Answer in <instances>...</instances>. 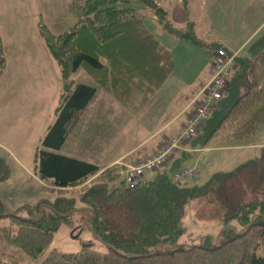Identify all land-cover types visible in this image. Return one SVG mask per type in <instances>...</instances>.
I'll use <instances>...</instances> for the list:
<instances>
[{
	"label": "trees",
	"instance_id": "obj_1",
	"mask_svg": "<svg viewBox=\"0 0 264 264\" xmlns=\"http://www.w3.org/2000/svg\"><path fill=\"white\" fill-rule=\"evenodd\" d=\"M139 1L168 33L210 48L194 32L192 20L183 25L171 21L163 0ZM130 2L74 0L70 6L76 22L69 30L54 35L40 26L44 44L60 66L62 93L55 120L34 149V175L56 188L51 191L54 199L45 198L44 207L27 205L29 216L0 203V218L17 224L8 238L24 254L40 257L61 222L72 221V213L78 212L82 221L77 227L88 228L106 251L94 249L90 240L77 252L52 249L40 264H264V146L259 156L232 170L214 172L202 183L191 180L198 173L196 164L183 165L192 150L204 151L212 141L226 145L242 139L264 121V32L248 45L247 54L237 56L226 93L183 142L185 149L177 151L167 167L147 171V180L139 186H124L119 165L101 171L94 163L60 153L69 127L96 93L95 85L72 78L80 67L123 102H127L123 96L142 94L141 107L173 71L170 49ZM181 2L184 13L188 12L189 0ZM2 47L0 41V73L5 63ZM103 70H110L120 85L110 89ZM184 168H194L195 173L175 180L174 174ZM8 176V167L0 159V181ZM79 185L83 188L76 195L67 194ZM193 203L217 205L221 218L217 239L209 233L198 243L181 241L186 209Z\"/></svg>",
	"mask_w": 264,
	"mask_h": 264
},
{
	"label": "rangeland",
	"instance_id": "obj_2",
	"mask_svg": "<svg viewBox=\"0 0 264 264\" xmlns=\"http://www.w3.org/2000/svg\"><path fill=\"white\" fill-rule=\"evenodd\" d=\"M19 2L21 6L25 5V8L28 4V9L26 8V10L28 11V15L35 22L36 30L33 32L31 39L37 42L40 41L42 44H44V39L40 33L41 25H45L52 34L57 35L69 30L76 22L75 15L72 12L73 7L70 6L71 3L72 5L74 4V0H0V10L3 9L7 11L8 5L10 8H12V6L17 7ZM162 3L169 9L171 21L175 22L177 25H183L185 23L186 15H183L181 0H163ZM130 5L137 10L138 16L141 15L144 17L145 25L155 34L160 43L170 48L174 62L173 71L159 87L158 92H156L153 98L146 100V106L141 107L145 97L140 93H135L131 97L123 96L127 101L123 102V106L125 107L116 108L114 103L110 104L108 102L110 98L106 95L110 94L114 96L112 91L108 90L107 92L104 90L102 86L85 71L86 69L80 67L72 75V78L75 82L95 85L97 87L96 93L88 107L84 112L80 113L69 127L70 130L65 143L60 150V153L96 164L101 168V171L102 169L115 168L119 165V169L120 171L122 170L123 175L127 164H134L136 161L146 157L144 153L150 149V144H144L150 140V138L147 139L141 147L137 148V151L126 155L128 158H122L118 160V162L115 161L103 168L102 166L108 160L119 157L157 131L167 120L171 119L183 106L186 100L192 96L184 111V115L176 120V124H180L177 132L168 134L165 131L160 135L167 136H156L159 131L162 130L161 129L151 136H156V141L162 140L160 148L169 145L171 139L182 133L184 127L198 110L200 104L209 99L211 95L209 92V84L213 80V75L219 73V78L224 81V87L220 91L221 96L211 102L210 105H212L211 108L213 109L217 101L226 93L228 78L236 67L237 56L247 54L248 45L264 32V0H189L190 17L193 22H196V25H194V32L196 31V34L201 37L206 44L210 45V48H208V46L191 44L190 41L180 39L168 33V31L164 30V28L157 23L155 15H152L148 10H144V6L139 0H131ZM177 5H181V10H178L180 11L178 19L171 15V9L174 7L176 10ZM0 23L7 27L6 21L3 20L2 15H0ZM195 27L197 28L195 29ZM255 28H257V30L254 34L250 38H247ZM207 35H211V37ZM213 38L223 40L224 45L231 43L233 40V45L237 46L234 48L230 47L229 49L225 46H221L220 49L227 55H220L217 57V67V52L211 45ZM0 41L2 44V40ZM240 45L241 48L236 50ZM44 47L52 59L51 65L48 66H50L51 70V66L54 67L55 65L56 67L59 79L58 98H61L62 81L60 66L48 51L45 44ZM2 48L5 51V48ZM37 49L38 48H35V50ZM100 59L103 63H106L102 57ZM4 60L5 63L0 77L6 67V55L4 56ZM210 63L212 68L210 71V78L205 84H200L202 77L208 72ZM202 68H205V71L200 73ZM107 71L103 70L107 77V85L110 89H114L120 84H116L115 76L111 74L110 70ZM44 74L46 73L44 72ZM99 75L101 76L102 74ZM47 81H51L52 86H57V76L55 74H50L48 77L45 76L42 80V85ZM18 82L29 86V82L24 80L17 81L15 84L12 83L11 86L23 87V85H19ZM262 82L264 84V79ZM205 86L208 88L203 90ZM213 87L215 88V85ZM132 89L134 90V88ZM9 97L10 96L7 98ZM13 98L14 96L10 97V99ZM9 102L13 106V119L21 117L23 115V109L17 105L16 107L18 108H16L13 102ZM59 104L60 100L53 103L50 113V119L52 121L50 125L55 120L54 113ZM45 114L46 108L43 105L36 110V118L32 119L29 123H33V127H37L39 120L42 119ZM45 118L46 117H44V119ZM184 118L186 120H184ZM26 125L27 123L24 126L25 129ZM4 128L6 131L8 130V128ZM21 130H23V128H21ZM47 130L48 129H45L42 134L40 143ZM186 140L187 139L183 140L179 147L173 148L172 153L164 162V167L169 165V159L177 151L185 149L183 142ZM240 141L246 144L264 143V121L258 124L252 134L234 142ZM1 142L3 143V139H1ZM234 142L231 141L226 145L229 144L233 146V144H235ZM3 144H5L6 147L2 145L3 148H0V159H3L6 163L9 176L7 179L0 181V203L4 204V206L12 212L29 216V214H27V205L34 206L41 203L42 207H44V200L48 198L49 200L54 199V195L51 194V191L56 187L52 185L51 181H41L34 175L35 166L33 157L35 152L33 153V150L35 146L36 148L39 146V143L35 141V144L25 145L27 147L23 153L25 156H19L17 152L14 151L12 145L5 142ZM217 145L216 142L212 141L208 146L209 148L204 152L192 150V157L183 162V165L196 164V166H198V173L191 178L192 181L202 183L214 172L232 170L238 164L246 161V156L254 158L259 156L261 152V147L243 150L242 148H221ZM4 147H8L10 150L6 151ZM158 150L159 149H157L156 152ZM156 152L154 151L152 154ZM94 177L95 176L90 177L87 182L89 183ZM81 186L70 188L67 194L76 195L83 188V186ZM77 204L80 205L79 203ZM81 221L82 219H80L78 212L72 213V221H68L70 224L65 221L61 222V226L55 232L52 242L48 245V248L43 254L40 257L31 258L20 251V248L15 246L8 238L10 233L12 234L15 232L17 224L10 221L8 217L0 218V264H40L52 249L61 252H77L81 249L83 242H88L90 240L94 243V249L105 252L106 247L93 238L88 228L81 226V229H79L77 227ZM219 221H221L220 210L216 204H206L205 206H203V203L191 204V206H188L186 209V216L183 219L186 233L181 237V241L186 243H198L205 236H209L207 235L209 233L212 234L210 237L217 239L216 231L219 226L217 225Z\"/></svg>",
	"mask_w": 264,
	"mask_h": 264
},
{
	"label": "crops",
	"instance_id": "obj_3",
	"mask_svg": "<svg viewBox=\"0 0 264 264\" xmlns=\"http://www.w3.org/2000/svg\"><path fill=\"white\" fill-rule=\"evenodd\" d=\"M27 5L26 8L28 9ZM176 7V10L174 9V7L171 9V15L175 16L178 19V17L180 16V11L178 10H181V5H177ZM187 7H189L188 4ZM7 8V11H4L3 9L0 10V15L3 16V20L6 21L7 25L6 27L0 23V36L3 44L2 46L5 48L4 56L6 55V67L0 77V148H3L2 145L5 146V144H3L5 142L7 144L12 145L14 147V151L17 152L19 156H25L23 153L27 148L26 146L32 143L35 144V141L37 143H40L42 134L52 122L50 119V113L53 107V103L60 100V97L58 98L59 79L55 65L54 67L51 66L52 70L50 69V66H48L51 65L52 59L49 53L46 51L44 44H42L40 41L37 42L31 39V37L33 36V32L36 30L35 22L28 15V11L26 10L25 5L21 6V3L19 2L17 7L12 6V8H10L8 5ZM183 15H186L185 19L192 20V18L190 17V8L189 11L185 13L183 10ZM194 25H196V22H194ZM196 28L197 27H195V29ZM257 28H255V30H253L250 35L247 36V38H250L257 30ZM207 36L211 37V35ZM212 42H220L222 46H225L227 49H229L230 47H237L233 45V40L231 41V43H227L225 45L223 44V40H220L219 38H213ZM241 45L236 48V50L240 49ZM35 48L38 49L35 50ZM211 69L212 68L210 63L208 72L204 74L200 84L207 82V80L210 78ZM204 71L205 68H202L200 70V73H203ZM44 72L46 74H44ZM50 74H55L57 76V86H52L51 81H47L45 82V84L42 85L43 78L45 76L48 77ZM20 80L28 81L29 86L23 85L20 82H18L19 85H23V87L11 86L12 83L15 84L17 81ZM158 90L156 92H158ZM156 92L151 96V99L156 94ZM106 95L110 98L108 102L110 104L114 103L116 105V108L125 107L123 106V101L118 99L115 95ZM8 96H14V98H7ZM190 98L187 99L183 106L178 110V112L171 119L167 120V122L164 123L157 131L152 133L149 137H147L142 142L138 143L125 153L121 154L119 157L115 159L113 158L105 162L102 168L108 166L110 163H113L115 161L118 162V160H121L122 158H124V156L129 155L134 151H137L136 149L141 147V145H143V143L149 138L150 140H148L144 145L150 144V149L146 151L144 155L150 156V154H152L154 151L156 152V150L160 148L162 140L156 141L155 137L165 131L168 134H172L179 130L180 124H176V120L184 115V111L186 110ZM9 101L13 102L15 107L17 105L18 107L23 109V115L21 117L13 119V106ZM43 105L46 108V114L44 116L46 118L44 119L43 117L42 119H40L38 126L33 127V123L29 122L32 119L36 118V110L38 108H41ZM184 120L186 119L184 118ZM26 123L27 125L25 129L24 126ZM4 127L8 128V130L6 131ZM20 127L23 128V130H21ZM158 131L159 133L156 136L151 137ZM1 139H3V143L1 142ZM234 143L235 144H233V146L229 144L222 145L217 143V146L221 148H242L243 150H246L250 148H260L264 144L262 142L246 144L243 141ZM5 147L4 149L6 151L10 150L8 147ZM208 148L209 147L204 148V151H206ZM246 157V159H248L249 156ZM149 173H152V171H150Z\"/></svg>",
	"mask_w": 264,
	"mask_h": 264
},
{
	"label": "built area",
	"instance_id": "obj_4",
	"mask_svg": "<svg viewBox=\"0 0 264 264\" xmlns=\"http://www.w3.org/2000/svg\"><path fill=\"white\" fill-rule=\"evenodd\" d=\"M216 52H217V56H216V64H217L216 67H217L218 66L217 57L220 55L226 56L227 54L222 49H218L216 50ZM212 79H211L212 81L209 84L210 86L209 92L211 94L209 99L203 101V103L200 104L194 116L191 117L188 124L184 127L182 133L179 136L171 139L169 145H166L165 147L162 146L161 148H159V150L156 153L150 156H146L134 164L126 165L127 167L124 172V178H125L124 186L126 188H135L139 186L141 183L145 182L147 180L145 173L147 171L154 170L159 166L163 165L167 157L172 153L173 148L179 147L180 143L183 140L191 137L193 133H195V131L198 130V128L203 123V121L207 119L208 114L212 109L211 108L212 105H210L211 102L221 96L220 91L224 87V81H222L219 78V73L214 74ZM214 85L215 88L213 87ZM206 88L208 87L205 86L203 90H205ZM193 173H195L194 168H184L183 170L177 171L174 174V179L180 180L182 177L186 175L190 176Z\"/></svg>",
	"mask_w": 264,
	"mask_h": 264
},
{
	"label": "water",
	"instance_id": "obj_5",
	"mask_svg": "<svg viewBox=\"0 0 264 264\" xmlns=\"http://www.w3.org/2000/svg\"><path fill=\"white\" fill-rule=\"evenodd\" d=\"M222 45L220 44V43H213L212 44V47L214 48V49H217V48H219V47H221ZM3 264H7V263H3Z\"/></svg>",
	"mask_w": 264,
	"mask_h": 264
}]
</instances>
